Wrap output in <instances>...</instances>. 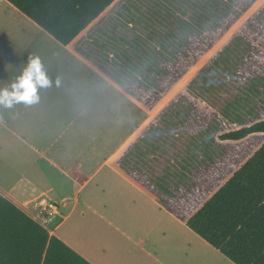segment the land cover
<instances>
[{"label":"crops","instance_id":"0c3cea01","mask_svg":"<svg viewBox=\"0 0 264 264\" xmlns=\"http://www.w3.org/2000/svg\"><path fill=\"white\" fill-rule=\"evenodd\" d=\"M110 8L69 46L33 22V33L0 37V196L90 264H233L187 221L264 134L223 141L226 119L209 126L204 100L117 88L107 46L130 24L100 21ZM40 199L60 215L44 220Z\"/></svg>","mask_w":264,"mask_h":264},{"label":"trees","instance_id":"16d2710c","mask_svg":"<svg viewBox=\"0 0 264 264\" xmlns=\"http://www.w3.org/2000/svg\"><path fill=\"white\" fill-rule=\"evenodd\" d=\"M4 1L56 42L69 46L106 9L112 7L116 0ZM255 1L212 0L210 6H205V15L198 16L205 20V26H191L197 41L190 44L186 39L179 40L178 50L173 48L162 58L164 68L140 79V84L146 85L147 90L135 91L133 94L129 87H125L123 67L120 68L121 71H117V79L108 77L109 81L130 95L142 96L148 93L153 98H160L183 75L181 62L184 61L186 66L194 65L199 58L195 54L199 46H203L202 54L207 53L214 41L228 31ZM238 3L242 5L240 9L235 7ZM207 22L209 24L206 25ZM245 28H249L250 33L236 35L237 45H245L248 51L252 48L251 41L256 43L262 38L263 42L259 41L258 44L260 47L264 46V11L249 17ZM231 48L227 47L224 51L232 52L231 56L240 60L235 49ZM191 50L194 52L193 56L188 55ZM226 61H231L230 55ZM150 69L149 67V72ZM199 72H205V65ZM168 77L171 78L170 81ZM253 134H264V120L227 132L219 139L236 142ZM187 226L233 264H264V143L188 219ZM0 264L90 263L0 196Z\"/></svg>","mask_w":264,"mask_h":264},{"label":"rangeland","instance_id":"374dc122","mask_svg":"<svg viewBox=\"0 0 264 264\" xmlns=\"http://www.w3.org/2000/svg\"><path fill=\"white\" fill-rule=\"evenodd\" d=\"M211 1L116 0L100 21L104 19L105 24L114 23L120 18L124 25L130 24V28L121 26L116 32L117 35L112 34L113 39L107 46L109 48L107 51L115 55L120 63L113 64V73H108L109 76L117 79L115 75L117 71H121L120 66H122L124 82H126L124 86L129 87L135 94V89L143 85L140 84L143 76L149 77L153 71H161L164 68L162 58L173 48L178 50L179 40L186 39L190 44L197 41L191 26L195 24L205 26V20L198 16L205 15V6H210ZM235 7L240 9L242 5L238 3ZM259 11H264V0H256L228 31L214 41L207 53H201L203 46L200 45L199 50L195 51L199 58L194 65L186 66L182 61L180 69H183V75L171 84L160 98H153L148 93L142 97L158 100L176 89L171 99H185L187 97L184 96L185 93L188 94L189 99L204 100L206 122L208 121L211 126L213 118L220 122L221 117L225 118V126L222 125L223 128L219 129L224 133L264 120V46L260 47L258 44L263 40L261 38L256 43L249 41L252 48L247 51L245 45H237V38L235 39L238 34L250 33L249 28H245V22ZM33 25L7 2L0 1V37H14L27 31L33 33ZM39 33L48 37L44 32L39 31ZM119 40L122 42H118ZM227 47L235 49L236 56L240 60L234 59L231 56L232 52L224 51ZM221 49L223 50L220 51ZM188 53L189 56L194 55L192 50ZM228 55L230 62L226 61ZM247 57L249 60H246ZM204 65L205 72L201 74L199 70ZM170 79L168 77L169 81ZM262 139L264 137L256 136L253 141L261 144ZM9 157L7 164H3L7 167L5 171L8 174L13 173L8 167L14 164L15 160L13 156ZM8 182L0 178V187L9 186Z\"/></svg>","mask_w":264,"mask_h":264},{"label":"built area","instance_id":"2783aa9c","mask_svg":"<svg viewBox=\"0 0 264 264\" xmlns=\"http://www.w3.org/2000/svg\"><path fill=\"white\" fill-rule=\"evenodd\" d=\"M38 206L41 209L40 215L44 220L60 215L58 206L54 203L46 201L45 199H40L38 201Z\"/></svg>","mask_w":264,"mask_h":264}]
</instances>
